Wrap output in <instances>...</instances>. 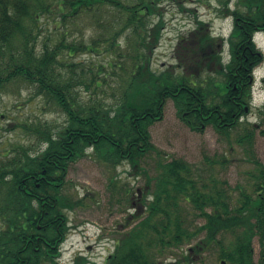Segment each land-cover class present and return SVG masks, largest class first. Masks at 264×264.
<instances>
[{"label": "trees", "instance_id": "obj_1", "mask_svg": "<svg viewBox=\"0 0 264 264\" xmlns=\"http://www.w3.org/2000/svg\"><path fill=\"white\" fill-rule=\"evenodd\" d=\"M160 1L0 0V88L12 80L25 81L65 117L56 127L21 123L38 136L37 146L18 143L0 156V264H60L70 229L68 213L83 201L65 186L72 163L97 155L114 166L126 160L147 175L141 162L152 152L160 170L147 181V188L154 181L152 200L145 194L144 217L101 264H160L155 256L167 247L183 249L197 231H190L187 216L175 209L178 196L205 219L199 227L204 240L190 251L216 242L220 264H264V165L256 160L260 168L252 192L240 187L238 198L216 183L210 190L204 184L203 190L186 161L165 160L149 130L162 119L169 99L196 130L213 125L227 133L250 112L253 71L264 59L252 38L264 27V2L247 0L251 21H235L229 61L222 60L224 38L212 35L208 23L198 20L196 31L184 40L186 58L155 71L150 54L165 22H155L151 15ZM258 3L260 9L253 8ZM100 7L112 13L108 35L70 40V23ZM46 17L54 28L39 42ZM78 51L94 58L79 60ZM202 73L207 74L204 79ZM259 112L264 118V106ZM250 125L253 129L239 141L252 138L257 128ZM259 132L264 135V127ZM225 232L234 236L227 243L219 237ZM254 236L261 246L258 260ZM184 261L192 259L185 256ZM88 262L81 254L72 264Z\"/></svg>", "mask_w": 264, "mask_h": 264}, {"label": "rangeland", "instance_id": "obj_2", "mask_svg": "<svg viewBox=\"0 0 264 264\" xmlns=\"http://www.w3.org/2000/svg\"><path fill=\"white\" fill-rule=\"evenodd\" d=\"M243 2L247 3V0ZM230 5L232 9L247 11L242 3L239 5L234 1ZM223 6L220 0H161L157 12L151 15L155 22L161 18L165 22L162 38L150 54L153 69L159 71L175 67L180 58H186L184 40L190 39L196 31L198 20L210 23L213 35L228 38L233 29V19L225 13ZM106 8L109 7L96 8L92 13L70 23L68 38L81 42L89 41L91 37L107 36L111 27L108 21L111 20L112 13ZM43 22L46 25L39 42L54 28L51 18L46 17ZM255 41L264 54V33L258 32ZM224 44L223 54L227 60L230 58L229 43ZM75 58L88 60L94 58V55L78 51ZM253 73L255 82L250 112L227 133L220 132L213 125L202 130L192 129L179 116L172 99L167 101L162 119L149 127L152 142L164 151L165 160L186 161L198 186L203 190L204 184L207 185L205 190H210L216 183L226 193L238 198L242 192L240 187L243 191L252 192L251 187L255 181L253 178L254 175L257 177L260 168L256 160L264 165V135L259 132L264 127V118L259 112L260 107L264 106V59ZM211 74L218 75L215 71ZM206 76V73H202V79ZM64 121L62 112L48 102L44 95L38 94L29 83L21 80L6 83L0 88V156L18 143H35L33 147L37 146L38 136L33 134V130H25L21 123L32 127L50 123L56 127ZM251 123H255L257 128L254 129L252 138L239 141L248 129H253ZM158 160L155 152H152L141 162L147 175L126 160L114 166L112 162L102 160L97 155L85 156L70 165L65 186L75 199L83 201L68 213L70 229L61 245L60 264H72L75 257L81 254L87 257L89 262L86 264H101L105 261L115 250L118 240L144 217L145 194L152 200L150 191L154 189V181L148 188L147 181L160 171ZM178 198L175 209L179 207L183 211L188 218V229L196 230L197 233L183 249L167 247L155 257L160 264H188L184 261L185 256L192 259L189 264H220L218 253L221 247L216 242L205 250L190 251L204 240L205 233L199 227L204 224L205 219L197 214L198 209L191 202L183 199V196ZM219 237L227 243L234 236L225 232ZM252 245L254 258L258 260L261 250L259 236L253 237Z\"/></svg>", "mask_w": 264, "mask_h": 264}, {"label": "flooded vegetation", "instance_id": "obj_3", "mask_svg": "<svg viewBox=\"0 0 264 264\" xmlns=\"http://www.w3.org/2000/svg\"><path fill=\"white\" fill-rule=\"evenodd\" d=\"M205 1H208V0H204ZM229 2V4H231L232 2H237L239 5L242 3L243 5L242 6H245V9L247 8V11H243L240 10V9H233V12H231L232 16H233V27H234V23L235 21L237 20H243L244 22H247V21H251V16H250V12H249V4H247L246 2H243V0H227ZM259 1H263L264 0H259ZM261 5L258 3L257 6H255L254 8L255 9H260ZM264 30V27L261 25L258 27L257 30Z\"/></svg>", "mask_w": 264, "mask_h": 264}, {"label": "water", "instance_id": "obj_4", "mask_svg": "<svg viewBox=\"0 0 264 264\" xmlns=\"http://www.w3.org/2000/svg\"><path fill=\"white\" fill-rule=\"evenodd\" d=\"M222 263H223V264H225V262H224V261H223Z\"/></svg>", "mask_w": 264, "mask_h": 264}, {"label": "bare ground", "instance_id": "obj_5", "mask_svg": "<svg viewBox=\"0 0 264 264\" xmlns=\"http://www.w3.org/2000/svg\"><path fill=\"white\" fill-rule=\"evenodd\" d=\"M256 31H257V30H256ZM256 31H255V32H256ZM254 34H255V33H254ZM254 34H253V35H254Z\"/></svg>", "mask_w": 264, "mask_h": 264}]
</instances>
